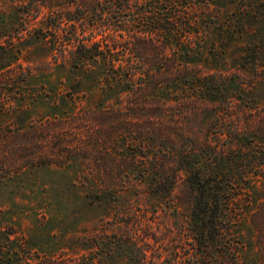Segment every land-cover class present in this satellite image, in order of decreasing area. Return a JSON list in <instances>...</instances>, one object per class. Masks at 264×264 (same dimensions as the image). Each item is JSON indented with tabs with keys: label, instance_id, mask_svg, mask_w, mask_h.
I'll return each mask as SVG.
<instances>
[{
	"label": "rangeland",
	"instance_id": "obj_1",
	"mask_svg": "<svg viewBox=\"0 0 264 264\" xmlns=\"http://www.w3.org/2000/svg\"><path fill=\"white\" fill-rule=\"evenodd\" d=\"M205 3L211 9L203 45L215 50L205 52L207 63L192 65L208 71L216 64L239 80L230 114L240 136L234 157L242 178L226 235L240 264H257L264 245L257 231L264 226V164H258L264 161V0ZM100 22L77 0H0V264L45 257L76 264H221L219 242L217 248L209 243L208 255L194 231V193L183 169L175 182L153 191L126 173L137 172L131 169L143 158L128 136L90 144V111L126 101L104 88L102 62L77 50L92 41L105 51L115 35L121 53L120 32ZM220 123L200 136L226 143L229 126ZM41 151L60 156L31 163Z\"/></svg>",
	"mask_w": 264,
	"mask_h": 264
},
{
	"label": "trees",
	"instance_id": "obj_2",
	"mask_svg": "<svg viewBox=\"0 0 264 264\" xmlns=\"http://www.w3.org/2000/svg\"><path fill=\"white\" fill-rule=\"evenodd\" d=\"M201 1L77 0V6L86 11L91 8L101 19L98 25L111 32L119 31L123 42L120 54L115 53L119 48L115 35L105 51L92 41L77 45L81 58L100 61L105 66L104 88L116 99H126L124 106L107 105L90 111L86 120L88 140L91 145H98L102 141L113 143L118 135L128 136L144 161L131 169L137 172L126 173L142 177L153 191L160 190L165 180H169V185L175 182L176 171L183 169L194 193V231L206 247L205 252L209 255V246H213L210 242L215 248L219 242L220 249L216 250L221 264H240L238 248L232 247L226 235L235 217L233 192L242 178L234 157L240 136L233 131L238 130L230 114L239 96V80L233 72H225L216 64L208 71L192 65L197 61L207 63L209 57L205 52L215 50L213 43L208 48L203 45L210 26L206 16L209 17L211 8ZM219 123L229 126L226 143H212L209 137L200 136L204 128ZM51 154L41 151L40 157H33L30 162L42 158L40 164H45L60 156ZM102 171L108 174L109 169L103 167ZM259 215L264 224V211ZM217 218L221 219L222 233L214 229L218 226ZM257 231L264 238V226ZM259 248L262 255L257 264H264V245ZM14 254L17 255L16 251ZM6 264L29 263L24 260ZM35 264L76 261L45 257Z\"/></svg>",
	"mask_w": 264,
	"mask_h": 264
}]
</instances>
